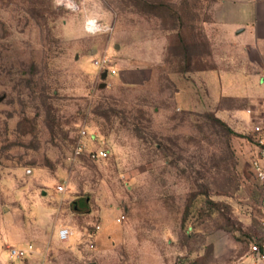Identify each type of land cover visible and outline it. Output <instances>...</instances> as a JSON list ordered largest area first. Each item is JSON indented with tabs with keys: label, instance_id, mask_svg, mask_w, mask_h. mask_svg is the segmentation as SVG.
I'll return each instance as SVG.
<instances>
[{
	"label": "rangeland",
	"instance_id": "obj_1",
	"mask_svg": "<svg viewBox=\"0 0 264 264\" xmlns=\"http://www.w3.org/2000/svg\"><path fill=\"white\" fill-rule=\"evenodd\" d=\"M212 5L0 0V264H235L264 246V185L236 153L245 134L210 118L218 78L194 72L236 68L203 23ZM92 19L115 27L89 31ZM105 52L118 73L102 79ZM134 68L143 83L118 80ZM83 128L108 157L74 156Z\"/></svg>",
	"mask_w": 264,
	"mask_h": 264
},
{
	"label": "crops",
	"instance_id": "obj_2",
	"mask_svg": "<svg viewBox=\"0 0 264 264\" xmlns=\"http://www.w3.org/2000/svg\"><path fill=\"white\" fill-rule=\"evenodd\" d=\"M212 2V6L205 8L209 17H205L203 23L217 24L220 39L229 40V45L235 47L236 68L224 70L209 66L194 72L218 78V103L213 111L233 129L244 132L242 146L236 153L242 160V166L252 170L251 162L259 149L258 138L264 137V130L255 131L256 125L264 126V0ZM118 76V80L128 83H143L146 79L139 68L124 70ZM232 102L235 103L230 104ZM217 110L223 115H219ZM238 166L242 167L241 164ZM252 260V253L243 250L236 254L233 262L245 264Z\"/></svg>",
	"mask_w": 264,
	"mask_h": 264
},
{
	"label": "built area",
	"instance_id": "obj_3",
	"mask_svg": "<svg viewBox=\"0 0 264 264\" xmlns=\"http://www.w3.org/2000/svg\"><path fill=\"white\" fill-rule=\"evenodd\" d=\"M86 28L89 31H98L102 29L112 30L113 25L111 24L102 25V23L98 21L97 19H92V20L87 21ZM93 63L98 67L99 72L101 74L104 71H107L108 75H114L118 73V69L113 66L112 57L108 55L106 52L95 57L93 59ZM263 130H264L263 125L261 124L256 125L255 131L262 132ZM80 133H81L80 141L75 147V152H74L75 157L85 152L87 153L89 157H91L94 160L103 159L109 156V149L103 145H100L92 149L87 148V144L83 140V138H89L90 140L98 139L96 133L89 132L85 128L81 129ZM258 142H259L258 154L255 158H253L251 165H252V170L255 176L257 177L259 182L264 185V137L258 138ZM64 189H65L64 185L60 184L58 186L59 191H64ZM118 220L120 221L121 218H119ZM98 229H100V225H96L94 232L97 231ZM71 235H74V231L69 226H63L59 230V238L62 241H68ZM10 251L13 256L20 257V256L26 255V250L20 247L12 246L10 248ZM250 252L253 255V260L251 264H264V246L262 247L261 245L257 243H252L250 245Z\"/></svg>",
	"mask_w": 264,
	"mask_h": 264
},
{
	"label": "trees",
	"instance_id": "obj_4",
	"mask_svg": "<svg viewBox=\"0 0 264 264\" xmlns=\"http://www.w3.org/2000/svg\"><path fill=\"white\" fill-rule=\"evenodd\" d=\"M181 43V46H185V44L183 42H180ZM46 93H43L42 95H45ZM43 105H46V101L43 100L42 101ZM47 107H50V106H47ZM49 112V110H48ZM50 113V112H49ZM208 115L210 116V118H212V120L214 122H216L222 129H224L225 131H227V133L229 134H233L235 133L234 129L226 122L224 121L222 118L218 117L215 112L213 111H209ZM0 151H4V147H1L0 148ZM263 247V245H261Z\"/></svg>",
	"mask_w": 264,
	"mask_h": 264
},
{
	"label": "water",
	"instance_id": "obj_5",
	"mask_svg": "<svg viewBox=\"0 0 264 264\" xmlns=\"http://www.w3.org/2000/svg\"><path fill=\"white\" fill-rule=\"evenodd\" d=\"M108 76V72L107 71H104L102 74H101V78L102 79H106ZM104 84H106L105 82H103L101 85L103 86ZM89 264H92V263H89Z\"/></svg>",
	"mask_w": 264,
	"mask_h": 264
},
{
	"label": "bare ground",
	"instance_id": "obj_6",
	"mask_svg": "<svg viewBox=\"0 0 264 264\" xmlns=\"http://www.w3.org/2000/svg\"><path fill=\"white\" fill-rule=\"evenodd\" d=\"M73 1V0H72Z\"/></svg>",
	"mask_w": 264,
	"mask_h": 264
}]
</instances>
